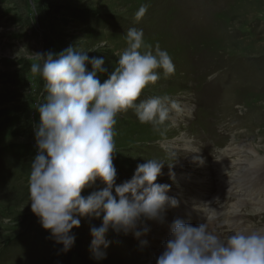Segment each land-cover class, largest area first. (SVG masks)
Instances as JSON below:
<instances>
[{
    "label": "rangeland",
    "instance_id": "374dc122",
    "mask_svg": "<svg viewBox=\"0 0 264 264\" xmlns=\"http://www.w3.org/2000/svg\"><path fill=\"white\" fill-rule=\"evenodd\" d=\"M141 5L148 6L147 12L137 20ZM132 27L143 30L153 49L158 43L168 52L175 71L165 77L158 69L160 79L137 100L168 96L164 124H141L132 109L118 113L115 184L131 179L138 164L155 158L164 163L155 182L169 185L166 195L182 205L165 202L155 218L141 214L127 228L110 224L108 247L101 245L105 255L99 259L90 248V228L102 224L103 212L77 213L80 226L70 230L75 241L65 252L31 210L35 109L43 100L44 81L30 67L37 62L35 53H58L73 45L90 58L104 57L111 72L118 59L114 53L126 47ZM104 40L107 46L90 51ZM97 76L103 83L107 73ZM185 138L190 148H183ZM240 149L249 166L244 179L264 178V0H0V264H156L170 238L164 228L174 220L209 227V212L183 215L182 201L190 193L204 199L217 195V162L226 152L236 157ZM189 159L200 164L195 175L204 180L205 190L191 182ZM261 184L264 193V179ZM104 187L97 178L81 196ZM219 205L223 211L230 207L228 201ZM239 211L244 227L264 230V209L245 204ZM223 218L216 213L210 221L221 239L234 232Z\"/></svg>",
    "mask_w": 264,
    "mask_h": 264
},
{
    "label": "clouds",
    "instance_id": "9594fccd",
    "mask_svg": "<svg viewBox=\"0 0 264 264\" xmlns=\"http://www.w3.org/2000/svg\"><path fill=\"white\" fill-rule=\"evenodd\" d=\"M147 8L139 7L137 20ZM107 45L100 41L90 51ZM87 53L73 45L58 53H35L37 62L30 71L44 84L43 100L35 109L39 122L34 126L37 151L31 161L29 197L32 212L65 252L75 241L70 230L80 226L75 214L103 212L102 224L90 228V248L99 259L105 255L101 245L108 247L105 233L110 224L127 228L141 214L155 218L165 202L178 203L166 195L169 185L155 182L164 164L158 159L138 164L131 179L119 185L113 165L118 113L132 109L141 124L153 127L168 121V96L137 100L147 85L160 79L158 69L167 77L175 68L168 52L158 43L154 49L146 44L143 30L135 27L126 32V47L114 53L118 59L111 72L104 57L90 58ZM97 73H107L103 83ZM97 178L105 187L81 196ZM156 264H264V230H236L221 239L206 223L193 226L176 219Z\"/></svg>",
    "mask_w": 264,
    "mask_h": 264
},
{
    "label": "bare ground",
    "instance_id": "6f19581e",
    "mask_svg": "<svg viewBox=\"0 0 264 264\" xmlns=\"http://www.w3.org/2000/svg\"><path fill=\"white\" fill-rule=\"evenodd\" d=\"M229 86H231V84L225 86L226 90H228L227 87ZM227 101L230 102L231 98L229 97ZM182 140L185 141V143H183V148L191 147L190 145L187 144V138ZM240 151L241 149L237 152V156L232 159H230L231 155L229 156V154L226 152V154L222 156V159H220L217 162L216 174L220 179L217 195H212L211 198L204 199L200 195L190 193L189 196L184 201H182L184 204V208L183 210H181V214L183 215H186V212H191V210L192 211L194 210L193 212L194 214H196L197 212L198 213L204 212L207 215V213L209 212L208 230L210 232H214V228L210 227L211 226L210 221L215 218L216 213H220L222 215L224 214V218H223L225 219L224 223L227 224V226L232 227L234 231L236 230L252 231L253 229H248L244 227L245 220L242 216V213H240L239 209L243 208L245 204L250 205L254 211H260L261 209H264V199H263L264 193L261 192V188H262L261 182L264 178L260 177L254 181H248L244 179L243 173L248 171L249 166L246 164V160L242 158L243 154ZM244 162H245V166H244ZM187 163H192L193 164L192 167H194V172H193L194 175L192 176L193 178L191 179V182L197 184L194 187L199 189V191L205 190L204 180L198 179V177L195 175L196 172H199L200 164L196 162H192L190 159L187 160ZM234 167L237 168H235L236 169L235 171H232ZM252 200L253 202H250ZM226 201H228L230 205L228 210L223 211L220 209V207L223 206L220 205L219 207L216 206L218 203L222 204V203H226ZM189 216L192 217L191 214ZM161 227L162 226H158L157 229H160ZM164 229L166 231L165 235L170 236V227H165Z\"/></svg>",
    "mask_w": 264,
    "mask_h": 264
}]
</instances>
